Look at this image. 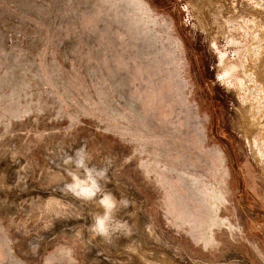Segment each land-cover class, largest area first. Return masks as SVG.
<instances>
[{
	"label": "rangeland",
	"instance_id": "rangeland-1",
	"mask_svg": "<svg viewBox=\"0 0 264 264\" xmlns=\"http://www.w3.org/2000/svg\"><path fill=\"white\" fill-rule=\"evenodd\" d=\"M0 264H264V0H0Z\"/></svg>",
	"mask_w": 264,
	"mask_h": 264
}]
</instances>
